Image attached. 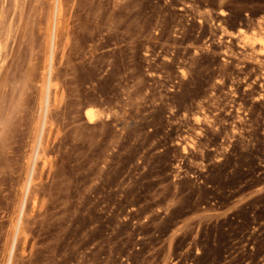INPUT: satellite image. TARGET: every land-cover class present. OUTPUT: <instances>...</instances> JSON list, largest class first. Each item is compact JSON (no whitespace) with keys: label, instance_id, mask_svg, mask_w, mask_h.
Segmentation results:
<instances>
[{"label":"rangeland","instance_id":"rangeland-1","mask_svg":"<svg viewBox=\"0 0 264 264\" xmlns=\"http://www.w3.org/2000/svg\"><path fill=\"white\" fill-rule=\"evenodd\" d=\"M59 3L0 0V264H264V0Z\"/></svg>","mask_w":264,"mask_h":264},{"label":"bare ground","instance_id":"bare-ground-1","mask_svg":"<svg viewBox=\"0 0 264 264\" xmlns=\"http://www.w3.org/2000/svg\"><path fill=\"white\" fill-rule=\"evenodd\" d=\"M61 5H64L62 1H61ZM61 5H60V3H59V0H56V6L54 7V8H55V10H54V13H55V14H54V20H53V16H51V17H52L51 19L53 20V24H54V25H52V26H53V29H52L53 31L51 30V32H52V35H51V37H52V38H51V41L54 40L55 37H56V36H55V32H56V31H55V30H57V28H58V27H56V25L58 26V24H56V23L58 22V21H57V17L61 14V13H60V12H61V11H60V7H61ZM62 7H63V6H62ZM21 8H22V6H21ZM19 10H20V9H19ZM62 11H63V9H62ZM52 12H53V11H52ZM63 12H64V11H63ZM220 14H222V13H220ZM60 16H61V15H60ZM60 16H59V17H60ZM60 19H61V18H60ZM60 19H59V20H60ZM52 20H51V23H52ZM209 21H210V20H209ZM206 22H207V21H206ZM211 22H212V21H211ZM213 22H214V21H213ZM261 22H262V21H261ZM202 23H203V22L198 21V24H199V25L202 24ZM209 23H210V22H209ZM217 23H218V28L221 27V24H220L219 22H217ZM219 24H220V26H219ZM263 25H264V24H263ZM200 26H201V25H200ZM200 26H199V28H200ZM212 26H213V25H212ZM216 26H217V25H216ZM258 26H259V27H262L260 22H258ZM213 27H214V26H213ZM223 27H224V26H223ZM223 27H221L220 30H219V31H220L219 36H221L222 34H226V33L229 32V31H226ZM50 29H51V28H50ZM213 29L215 30V27H214ZM260 29H261V28H260ZM261 30H264V29L262 28ZM204 32H205V31H204ZM210 32H212V31H210ZM213 32H214V31H213ZM237 33L245 35V31H244L243 29H238ZM50 34H51V33H50ZM201 35H202V34H201ZM49 38H50V37H49ZM246 39H247V38H246ZM254 39H255V38H254ZM248 40H249V41H252V40H250V39H248ZM259 40H260V39H259ZM49 41H50V40H49ZM249 41H247L246 43H248ZM254 41H255V40H254ZM254 41L249 42V45H250L251 47H253V45H254ZM53 43L55 44V40H54ZM52 45H53V44H52ZM54 46H55V45H54ZM50 51H51V52H49V57H48V59H47L48 62H49V63L47 62V64H48L47 66H50V68H51V66H52L51 63L53 62L52 58H53V56H54V54H53L54 50L50 49ZM46 68H47V67H46ZM48 71H49V77H51V76H50V75H51V74H50L51 69H49ZM45 74H47V72H46ZM49 77H48V87L44 89V91L46 90V91H45V99H44V100H45V101H44L45 103H43L44 106H43V109H42L43 112H44V119H43V116H42V114H41V116H42V121L44 120V123H45L46 115H47V113H48L47 111H49V109H48V102H49V101H48V100H49V83L51 82V80L49 81V79H50ZM46 82H47V81H46ZM46 82H45V83H46ZM50 84H51V83H50ZM41 90H42V89H41ZM41 90H40V91H41ZM43 93H44V92H43ZM43 93H42V94H43ZM61 93H63V92H61ZM60 97H61V96H60ZM40 98H41V97H40ZM57 98H58V96H57ZM60 99H61V98H60ZM61 100H62V99H61ZM41 101H42V100H41ZM58 101H60V100H58ZM42 102H43V101H42ZM38 108H39V107H38ZM43 112H42V113H43ZM48 114H49V113H48ZM85 119H86L87 122L90 123V124H91L93 121L95 122V120H94V113H93L92 111H90V110H86V112H85ZM47 120H48V118H47ZM45 124H46V123H45ZM45 124H44V125H45ZM40 129H41V128H40ZM38 133H40V132H38ZM41 134H42V133H41ZM41 134H40V135H41ZM41 138H42V137H41ZM38 141H39V140H38ZM39 142H40V141H39ZM40 143H41V142H40ZM38 145H39V144H38ZM37 147H38V146H37ZM39 147H40V146H39ZM38 150H39V149H38ZM38 155H39V154H38V151H36V149H35V150H34V153H33V158H32L33 160L31 161V163L33 162V166H32V169H31V167H30V170H31V171L29 172L30 174H29V176H28L27 184H26V185H27V186H26V187H27V188H26L27 190H26V189L24 190V191H26V194H27V192H28V189H29L30 185L32 184V183H31V182H32V175H33V173H34V166H35V163H36V161H37V159H38ZM24 193H25V192H24ZM26 196H27V195H26ZM26 196H25V197H26ZM23 197H24V194H23ZM23 197H22V198H23ZM23 199H24V198H23ZM23 199H22V200H23ZM24 204H25V200H24V202H23L22 209L24 208ZM23 210H24V209H23ZM21 212H22V210H21ZM22 215H23V213H22ZM18 219H19V218H18ZM21 219H22V217H21ZM21 219H19V220L16 222V225H15V228H14V232H13V233H14V235H13V236H14V237H13L14 241L12 240V242H13L14 244L16 243V239H17V237L19 236V233L21 232V226H20V225H21V222H22ZM21 234H22V233H21ZM17 240H18V239H17ZM13 247H14V245H13ZM13 247H12V248H13ZM14 248H15V247H14ZM11 252H12V251H11ZM11 252H10V253H11ZM9 260H10V257H9ZM10 263H11V262H9V264H10Z\"/></svg>","mask_w":264,"mask_h":264}]
</instances>
